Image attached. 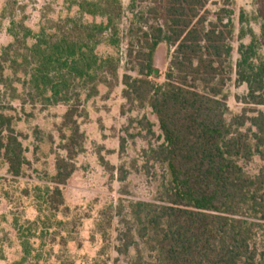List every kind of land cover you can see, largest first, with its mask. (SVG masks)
<instances>
[{
    "label": "trees",
    "instance_id": "trees-1",
    "mask_svg": "<svg viewBox=\"0 0 264 264\" xmlns=\"http://www.w3.org/2000/svg\"><path fill=\"white\" fill-rule=\"evenodd\" d=\"M209 5L211 0H130L125 33L121 0L73 1L77 18L47 21L37 33L10 17L13 42L0 54V82L10 80L9 71L33 105L66 106L63 127L70 131L63 136L66 157L57 158L52 187L36 188L37 221L19 229L25 239L23 262L40 227L48 231L63 224L56 216L83 143L76 121L82 94L95 97L100 85L112 87L110 78L118 81L119 54L127 42L122 96L157 118L162 143L145 154L148 162L165 168L167 177L153 202H130L128 215L120 213L123 230L116 252L128 256L134 251L129 264H264V252L256 245L258 231H264V111L259 110L264 107V55L254 35L248 46L240 45L237 81L248 91L241 99L242 113L228 121L224 90L233 53L232 12L220 8L212 14ZM255 5L263 42L264 0ZM103 44L117 56H100ZM161 44L171 56L160 84L154 59ZM13 122L0 114V159L9 175L19 178L27 160ZM139 124L153 133L145 117ZM256 155L263 168L252 177L241 162ZM106 220L99 221V229L108 240L104 224L110 227L114 218Z\"/></svg>",
    "mask_w": 264,
    "mask_h": 264
},
{
    "label": "rangeland",
    "instance_id": "rangeland-1",
    "mask_svg": "<svg viewBox=\"0 0 264 264\" xmlns=\"http://www.w3.org/2000/svg\"><path fill=\"white\" fill-rule=\"evenodd\" d=\"M73 1L77 0H0V16L7 9L6 16L1 18L0 54L13 42L8 34L10 17L37 33L47 21L77 18L78 8L72 6ZM255 1L211 0L208 7L212 14L220 8L232 12L230 21L234 33L230 44L233 53L224 90L229 108L228 121L242 113L245 106L241 99L248 91L246 85L237 81L240 45L248 46L254 35L258 38L259 53L264 55V41L261 42L260 37L262 22ZM121 2L125 10L122 24L125 33L128 18H131L130 0ZM84 20L93 21L90 17ZM101 21L96 19L97 23ZM126 45L124 42L119 54L123 63L118 70V81L109 77L112 87L100 85L95 97L87 98L82 94L76 121L83 134V143L74 161L76 172L62 187L65 205L56 216L63 224L54 225L48 231H42L40 227L35 237L30 238L32 252L25 262L21 245L25 239H20L19 229L27 228L28 222L37 221L36 205L41 201L37 198L36 188L52 187L50 180L56 174L57 158L66 157L63 136L68 138L70 131L63 127L66 106L33 105L15 78L6 71L5 76L10 80L6 84L0 82V114L13 119L27 164L22 176L14 178L8 173V165L0 159V264H129L134 258V251L128 256L116 252L117 237L123 230L120 213L128 215L130 202H153L167 173L165 168L148 162L145 154L151 145L162 143L157 118L149 108L132 107L122 96ZM97 52L102 57L117 56L107 44L101 45ZM170 56L168 46L161 44L154 59L161 72L160 84L164 82ZM259 110L264 111V107ZM144 117L153 125L152 134L139 124ZM241 165L252 177L263 168L257 155L250 162L242 161ZM103 212L107 215L101 219ZM110 216L114 220L110 227L104 224L108 232V240H105L99 221L108 220ZM256 245L259 252H264V231H258Z\"/></svg>",
    "mask_w": 264,
    "mask_h": 264
}]
</instances>
